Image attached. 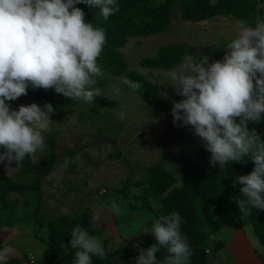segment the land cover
<instances>
[{"label": "clouds", "instance_id": "obj_1", "mask_svg": "<svg viewBox=\"0 0 264 264\" xmlns=\"http://www.w3.org/2000/svg\"><path fill=\"white\" fill-rule=\"evenodd\" d=\"M78 4L98 8L104 20L119 11L117 0H0V162H6L7 169L11 162L35 160L36 153L45 150L55 110L49 103L13 110L6 101L27 95L29 86L54 89L85 103L101 95L95 78L102 75L97 60L106 43L105 32L85 22ZM236 31L224 46L222 60L209 64L208 56L198 61L185 57L168 79L183 97L172 102L173 123L191 126L210 153L211 165L223 170L244 157L254 163L249 174L237 177L245 199L236 203L246 214L251 208L264 210V140L248 128L264 114V20L255 26L241 21ZM122 83L133 90L141 87L127 78ZM110 211L119 216L121 208L112 201ZM182 222L178 212L155 218L151 234L157 243L140 249L136 264H189L192 248L180 231ZM69 243L75 250L74 264H92V256L105 257L102 241L79 224ZM161 248L167 253L163 261L155 255ZM10 252L8 247L0 250V264H6Z\"/></svg>", "mask_w": 264, "mask_h": 264}, {"label": "rangeland", "instance_id": "obj_2", "mask_svg": "<svg viewBox=\"0 0 264 264\" xmlns=\"http://www.w3.org/2000/svg\"><path fill=\"white\" fill-rule=\"evenodd\" d=\"M257 20H264V0L257 2L250 19L218 14L193 22L181 19L179 12L174 11L165 30L144 37H129L121 48L127 68L138 72L158 88L169 106L165 112L146 105L135 90L122 83L123 75L111 74L100 65L102 75L95 78V87L101 90L106 101L96 111L93 112V107L98 97L92 103H85L54 93L51 105L55 111L50 117L53 120L52 131L45 134L46 148L36 153L35 160L47 152L50 134L55 136V152L59 156L51 173L42 180L39 216L47 223L60 215L78 216L83 208L92 206L95 216H99L98 228L102 236L114 246H124L131 263L136 264L143 234L136 239L134 234L150 214L144 206L131 207V204H142L140 198L134 197L142 193V187L137 183L148 178L149 167L162 159L163 150L172 157H183L203 144L191 126H181L180 122L174 124L171 115L172 102L183 97L177 95L170 85L168 73L180 67L184 60L168 69L145 68L139 61L170 43L193 45L201 57L209 51L216 58H223L224 46L237 34V24L244 21L255 26ZM188 57L194 58L192 55ZM103 78L107 79L106 82L100 83ZM6 103L13 110L31 103L42 107L28 92ZM5 163L0 162L3 173L19 179L18 165L13 161L7 169ZM165 166L179 177L180 170L175 163L165 161ZM204 166L209 169L213 165L204 162ZM220 171L230 177L232 189L229 195L214 198L213 217L221 224L208 243L206 264H264V244L254 234L248 213L242 214L236 203V199H243L237 182L241 170L233 161ZM24 194L11 192L8 196L13 200L18 215L28 209L24 204ZM112 201L121 208L119 216L110 211ZM152 203L156 205V201ZM36 228L37 224L31 219L0 226V250L10 248L8 258L28 253L33 256V264H45L48 248L45 242L33 235ZM46 234L44 225L39 235ZM215 240H225V243L215 247ZM20 264L30 262L23 260Z\"/></svg>", "mask_w": 264, "mask_h": 264}, {"label": "trees", "instance_id": "obj_3", "mask_svg": "<svg viewBox=\"0 0 264 264\" xmlns=\"http://www.w3.org/2000/svg\"><path fill=\"white\" fill-rule=\"evenodd\" d=\"M259 0H117L119 11L104 20L98 8H88L85 4H78L85 12V22L94 27L102 28L105 32L106 43L97 60L98 65L111 74L123 75L131 81L138 82L141 87L135 90L149 107L165 112L169 109L165 98L158 88L148 79L134 70H128L127 63L121 48L129 37L148 36L165 30L174 11L179 12L180 18L186 21H201L212 18L218 14H231L237 19H250ZM212 63L222 60L205 51ZM192 55L195 60L201 56L196 53V47L187 43H170L160 46L155 54L140 59V64L149 69H168L177 66L185 57ZM106 78L100 83L106 82ZM27 92L43 107L44 104L53 103L54 89H33ZM58 94V93H57ZM66 98V97H65ZM68 99V98H67ZM70 100V99H69ZM106 98L98 97L93 107V112L104 105ZM63 103L62 100H60ZM66 102V101H64ZM249 130L254 129L264 140V114L258 123L249 122ZM48 150L39 159L25 158L18 165L21 177L13 179L3 173L0 168V226L12 224L25 219H31L37 224L33 235L45 242L47 253L45 264H74L75 250L70 246L71 231L81 225L90 235L102 241L105 248V257L92 256V264H132L126 248L122 245L114 246L107 237L99 231V222L92 219L94 210L92 206L81 210L80 215H60L50 219L47 223L39 216L41 208V183L45 176L53 170L59 154L55 152V136L50 134L47 138ZM3 149H0L2 152ZM162 159L152 163L147 172L148 178L139 181L142 193L135 198L142 200L141 205L131 204L132 208L146 207L150 214L138 227L134 239L139 234L140 249H147L156 244L155 237L151 234V225L160 215L178 212L182 217L180 231L184 234L192 255L189 264H206L208 243L212 240V233L219 228L221 221L213 217L214 198L229 195L232 189L231 179L222 173L220 168L212 166L206 168L204 162H209L210 153L204 144L190 151L183 157H172L167 151H162ZM165 161L176 164L179 168V177L170 168L165 166ZM15 162V161H14ZM236 168L241 170V175L249 174L255 167L249 157L235 162ZM180 181V183H178ZM241 188L243 187L240 184ZM11 192L24 194V204L28 207L26 212L18 215L12 199L8 198ZM243 197V196H242ZM245 199V197H243ZM156 201V205L152 203ZM253 232L259 241L264 244V210L251 208L248 212ZM47 227L46 236L39 235L40 228ZM145 232V233H144ZM225 241H214L215 247L224 245ZM2 240L0 238V249ZM28 253L20 254L17 258H8L6 264H20L28 261ZM157 260L163 261L167 255L164 248L155 254ZM33 264V263H30Z\"/></svg>", "mask_w": 264, "mask_h": 264}, {"label": "built area", "instance_id": "obj_4", "mask_svg": "<svg viewBox=\"0 0 264 264\" xmlns=\"http://www.w3.org/2000/svg\"><path fill=\"white\" fill-rule=\"evenodd\" d=\"M102 192H104V189H102ZM29 261H30V263H33L34 262V259H33V256L32 255H29Z\"/></svg>", "mask_w": 264, "mask_h": 264}, {"label": "crops", "instance_id": "obj_5", "mask_svg": "<svg viewBox=\"0 0 264 264\" xmlns=\"http://www.w3.org/2000/svg\"><path fill=\"white\" fill-rule=\"evenodd\" d=\"M225 241V240H224Z\"/></svg>", "mask_w": 264, "mask_h": 264}]
</instances>
